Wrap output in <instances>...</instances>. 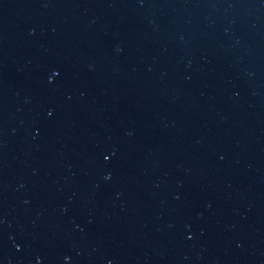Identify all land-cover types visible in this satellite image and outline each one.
<instances>
[{"label":"water","instance_id":"obj_1","mask_svg":"<svg viewBox=\"0 0 264 264\" xmlns=\"http://www.w3.org/2000/svg\"><path fill=\"white\" fill-rule=\"evenodd\" d=\"M0 135L264 250V0H0Z\"/></svg>","mask_w":264,"mask_h":264}]
</instances>
